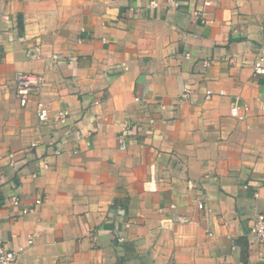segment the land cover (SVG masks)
<instances>
[{
  "label": "crops",
  "instance_id": "1",
  "mask_svg": "<svg viewBox=\"0 0 264 264\" xmlns=\"http://www.w3.org/2000/svg\"><path fill=\"white\" fill-rule=\"evenodd\" d=\"M158 4L0 0V240L33 236L23 264H264V0H212L206 24ZM18 72L45 79L25 105Z\"/></svg>",
  "mask_w": 264,
  "mask_h": 264
},
{
  "label": "built area",
  "instance_id": "2",
  "mask_svg": "<svg viewBox=\"0 0 264 264\" xmlns=\"http://www.w3.org/2000/svg\"><path fill=\"white\" fill-rule=\"evenodd\" d=\"M188 1H197V0H188ZM201 5H197L191 11V16L195 18L199 23L206 24L210 22L208 16L207 8L212 4V0H200ZM173 6H179V1H174ZM158 0H149V6L153 8L158 7ZM52 59H60V54H53ZM253 72L255 74L264 75V50L259 52L253 61ZM45 87V79L42 74L39 73H26L18 72L14 77V90L16 97L19 100L21 105H25L28 102V97L31 93L37 92ZM188 92L185 91L184 95ZM212 92L209 89L205 90V98H210ZM261 109L264 110V104L260 105ZM244 112H247L248 107L243 106ZM36 115L38 122L40 124H48L51 121V118H54V122L59 125H66L68 123V118L70 111L68 109H59L54 114H51L49 107L41 100L36 103ZM230 115L236 117L239 115V106L233 104L230 108ZM32 147H35L36 142H31ZM60 150L57 149L54 151L55 154H59ZM9 164L15 166L14 157L15 155L11 152L8 154ZM49 168V163L44 161L42 164V169L46 170ZM3 178V170L0 165V182ZM10 202L12 205H18L20 200L18 196L13 195L10 197ZM41 199L37 198L34 200L36 205L41 204ZM174 207V205H171ZM199 208H202V204H198ZM36 207H23L21 213L26 214L29 212L35 211ZM250 235L252 241L259 246V254L264 253V212H260L256 215L255 219L250 228ZM34 242L33 236L28 235L26 237L24 244H19L14 247L8 246L5 242L0 240V264H23L20 260V254L28 247L31 246Z\"/></svg>",
  "mask_w": 264,
  "mask_h": 264
}]
</instances>
